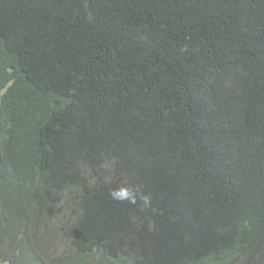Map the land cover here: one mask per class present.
I'll use <instances>...</instances> for the list:
<instances>
[{
  "label": "trees",
  "instance_id": "1",
  "mask_svg": "<svg viewBox=\"0 0 264 264\" xmlns=\"http://www.w3.org/2000/svg\"><path fill=\"white\" fill-rule=\"evenodd\" d=\"M0 264H264V0H0Z\"/></svg>",
  "mask_w": 264,
  "mask_h": 264
},
{
  "label": "clouds",
  "instance_id": "2",
  "mask_svg": "<svg viewBox=\"0 0 264 264\" xmlns=\"http://www.w3.org/2000/svg\"><path fill=\"white\" fill-rule=\"evenodd\" d=\"M110 196L115 201H127L131 204H136L139 199L143 203L144 207L147 208L151 206L150 195L143 193L140 185L129 186L127 184H122L121 186L111 190Z\"/></svg>",
  "mask_w": 264,
  "mask_h": 264
}]
</instances>
